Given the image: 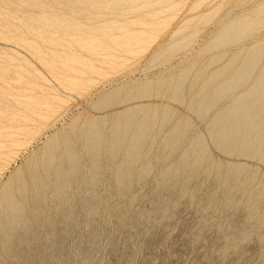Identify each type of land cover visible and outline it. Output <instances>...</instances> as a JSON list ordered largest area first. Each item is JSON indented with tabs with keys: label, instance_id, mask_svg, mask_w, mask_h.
Instances as JSON below:
<instances>
[{
	"label": "rangeland",
	"instance_id": "obj_1",
	"mask_svg": "<svg viewBox=\"0 0 264 264\" xmlns=\"http://www.w3.org/2000/svg\"><path fill=\"white\" fill-rule=\"evenodd\" d=\"M256 45L264 0H0V264H264Z\"/></svg>",
	"mask_w": 264,
	"mask_h": 264
},
{
	"label": "bare ground",
	"instance_id": "obj_2",
	"mask_svg": "<svg viewBox=\"0 0 264 264\" xmlns=\"http://www.w3.org/2000/svg\"><path fill=\"white\" fill-rule=\"evenodd\" d=\"M226 35V34H225ZM229 37H230V35H229ZM222 38H224V37H222ZM228 38V37H227ZM259 48L260 49H262L261 48V46H259V45H256V46H254V47H252L251 49H249L248 50V54H249V60H242L243 62L241 63V65H239L238 66V64H237V66H238V68H237V70H236V72L233 74L232 73V75H235V77H236V79H237V81L235 82V83H237L239 80H242L243 81V79L245 78V76L247 77L248 75L250 76H252V72H254V70L256 71V68H257V64H260V59L261 58H258L259 56H258V54H256V52H255V54L257 55L256 57L255 56H252L253 55V51L254 50H259ZM247 53V52H246ZM247 54V55H248ZM262 54V53H261ZM240 55V54H239ZM239 55H238V57H239ZM246 55V56H247ZM260 57H262V56H260ZM239 58H241V57H239ZM246 58V57H245ZM244 58V59H245ZM248 58V57H247ZM234 60V59H233ZM239 60V59H238ZM234 61H236V59L234 60ZM232 62V61H231ZM240 61H237V63H239ZM235 63V62H234ZM231 64H233V63H231ZM230 64V65H231ZM236 66V67H237ZM244 66H246V67H244ZM234 71V70H233ZM232 71V72H233ZM257 77H255V78H253V77H250L251 79H249V80H252V78H253V81L251 82V86H250V89H249V91L244 95V96H253L252 95V93H255V91H257V90H255V89H258V87H259V90H260V93H262V95H260V96H264V62H263V67L262 68H260L259 69V67L257 68ZM219 74H221L220 76H218V78H223L222 76V74L223 73H219ZM214 76V75H213ZM215 77H217V76H215ZM218 78H215V79H218ZM233 79H234V77H233ZM248 78H246V80H247ZM222 80H225V79H222ZM235 80V79H234ZM214 81V80H213ZM218 81V82H217ZM216 82L217 83H219V80H217ZM245 81V80H244ZM248 81V80H247ZM215 82V83H216ZM227 82V81H226ZM229 82L230 83H224V84H220V85H218V86H214V88L212 87V89L213 90H210L211 89V87L209 88L208 86H210L209 84H207V86H205L203 89H204V93H205V96H207L205 99H207L208 97V99L210 100L211 99V101H212V103L210 102L209 103V101L207 102V101H204V102H202L201 104H199V109H198V111H200L201 113H202V111H209V112H211V111H213L215 108H216V105H218V103H220V102H222L223 100H224V98L223 97H225V96H228V94L229 93H232V89H233V84H234V82H231V80H229ZM208 83V82H207ZM210 83V82H209ZM246 83V82H245ZM238 84H240V82L238 83ZM239 86V85H238ZM209 88V89H208ZM235 88V87H234ZM229 96H230V94H229ZM241 96H243V95H241ZM240 97V96H239ZM227 97H225V99H226ZM236 98V97H235ZM237 99V98H236ZM235 99V100H236ZM244 100H245V98H243ZM242 99V100H243ZM251 98H249V97H247V99L245 100V102H243V103H241V101H239V100H237V101H239V102H234V101H231L232 103H228L225 107H224V109L223 110H225L224 111V113L225 112H229V113H231V114H234V115H236V114H238L239 116H240V114L241 115H243L244 114V116H245V112L246 111H248L246 114V117H247V119H246V121H247V125H249V123L251 124V123H254L255 124V126H256V124L258 123V121L259 120H256L258 117H256L257 115H259V113H261V112H255L257 109H251V107H252V105L251 104H247L248 103V101L250 100ZM261 99V98H260ZM259 99V100H260ZM200 100V99H199ZM201 102V101H200ZM256 103V102H255ZM255 103H253V104H255ZM263 103V102H262ZM264 104V103H263ZM222 105H224V104H222ZM262 106V105H261ZM258 108H259V106H257ZM254 108V107H253ZM260 110V109H259ZM208 112V113H209ZM251 112V113H250ZM221 116H223V113L221 114ZM227 116V115H226ZM256 117V118H255ZM241 118V117H240ZM223 119V118H222ZM221 120V119H220ZM216 121H218V119L216 120ZM224 122V121H223ZM229 123H232V121H228ZM235 122V121H234ZM219 124V123H218ZM254 124H252V125H254ZM224 126H226V124H223ZM236 125V124H235ZM239 125V124H238ZM241 125V124H240ZM245 125V124H244ZM243 125V126H244ZM264 126V125H263ZM229 127V126H228ZM253 127V126H252ZM258 127V126H257ZM226 127H223V129H225ZM229 128H231V127H229ZM251 128V127H250ZM241 129V128H240ZM239 129V130H240ZM243 129V128H242ZM233 130H238V128L236 129V128H234ZM245 130V129H244ZM252 130V129H251ZM254 130H256V129H254ZM248 131V130H247ZM261 131H263L262 129H261ZM238 133H239V131H237ZM244 131L242 130V133H243ZM264 132V131H263ZM231 133H234V132H231ZM234 134H236V133H234ZM247 134V133H246ZM233 134H231V136H232ZM243 135H244V133H243ZM221 136V135H220ZM216 137V136H215ZM224 137H226V136H224ZM238 137V136H237ZM240 138V137H239ZM218 140V139H217ZM138 142V141H137ZM194 151V150H193ZM193 156V155H192ZM195 156V155H194ZM187 158V157H186ZM196 158V157H195ZM184 159V158H183ZM187 159H189V157L187 158ZM69 160L70 161H67V162H70L71 163V161H72V159H71V157H69ZM190 160V159H189ZM197 160H199L198 158H197ZM193 161H196V160H193ZM195 163L196 162H194V164L193 165H195ZM71 164H73V163H71ZM181 164H183V161L181 160ZM181 164H179V165H181ZM192 164V163H191ZM183 165H186V164H183ZM183 165H181V166H183ZM74 166V165H73ZM69 169L68 170H70L71 172H73L71 169H72V165H69V167H68ZM60 169V168H59ZM63 171H65V170H63ZM59 173V172H58ZM61 173V172H60ZM67 173V172H66ZM66 173H65V175H66ZM31 186V185H30ZM62 186V185H61ZM43 190V191H42ZM42 190H40L41 191V196H44V194H45V192L44 191H46L43 187H42ZM37 195V194H36ZM34 203L36 204V205H38V198H35V201H34ZM62 205V204H61Z\"/></svg>",
	"mask_w": 264,
	"mask_h": 264
}]
</instances>
